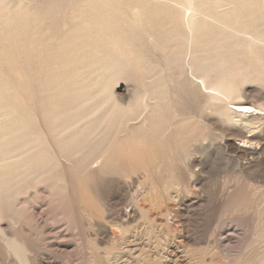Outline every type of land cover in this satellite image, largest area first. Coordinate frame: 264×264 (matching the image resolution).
I'll use <instances>...</instances> for the list:
<instances>
[{
	"label": "rangeland",
	"instance_id": "rangeland-1",
	"mask_svg": "<svg viewBox=\"0 0 264 264\" xmlns=\"http://www.w3.org/2000/svg\"><path fill=\"white\" fill-rule=\"evenodd\" d=\"M192 73L264 113V0H0V264H264V151Z\"/></svg>",
	"mask_w": 264,
	"mask_h": 264
},
{
	"label": "bare ground",
	"instance_id": "bare-ground-1",
	"mask_svg": "<svg viewBox=\"0 0 264 264\" xmlns=\"http://www.w3.org/2000/svg\"><path fill=\"white\" fill-rule=\"evenodd\" d=\"M208 19H210V17H208ZM185 76H186L185 80L187 81V83L192 85L195 89V91L191 93L192 95H195L198 92L199 95H201L204 98V104L209 105L210 107L212 106V100H217L215 106L217 107L218 112L228 121V127L222 126L219 127L218 129L220 130L221 134H224L230 140H233L232 142L228 141L227 145L234 150V152L236 153L239 159V163L243 158L246 160L245 163L248 164H253L255 162H258L261 157V152L264 151V146L262 147L258 146L259 144H262L263 139L260 135H258L257 132H259L262 126L264 125V113L260 111V108L249 103L247 100H238L235 102H230V101L223 102L221 100L222 98L221 90H218L216 88L212 89V87L209 86V84L206 82L205 78H202V81L200 83L197 81V78H200L198 74L192 73L191 75L188 74ZM212 90L216 92H213ZM206 125L212 130V124L206 123ZM194 140L195 141L191 143V146L194 147V149L196 148V150L202 153L209 152L212 150V142H214L212 133H207L202 138V140L200 139H194ZM237 140L241 141V143L237 142ZM191 164L192 165L189 166L191 167L192 171H197V169H195L198 166L196 161L192 162ZM198 185L199 182L194 183L195 188H198ZM133 212L134 214H132ZM133 212L129 211L124 216L122 215L123 217L120 215L119 217L116 218V221H121L126 224L132 221L135 222L136 211L134 210ZM97 222L98 225L103 230L101 231L104 233L105 238H110L112 237V235H114L115 233L114 227L109 226L108 224H105L103 222H99V221Z\"/></svg>",
	"mask_w": 264,
	"mask_h": 264
}]
</instances>
